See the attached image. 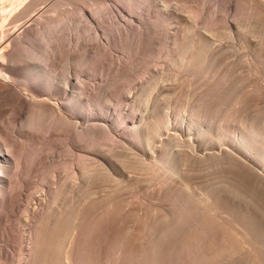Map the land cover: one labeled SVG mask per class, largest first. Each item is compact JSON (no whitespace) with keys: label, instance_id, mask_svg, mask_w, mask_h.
I'll return each instance as SVG.
<instances>
[{"label":"rangeland","instance_id":"1","mask_svg":"<svg viewBox=\"0 0 264 264\" xmlns=\"http://www.w3.org/2000/svg\"><path fill=\"white\" fill-rule=\"evenodd\" d=\"M0 2L6 6V0ZM255 3L43 0L5 26L14 28L31 14L51 21L23 43L13 61L19 66L16 75L21 80L29 77L41 89L53 88V78L32 75H57L54 82L62 96L76 97L75 104L65 110L80 117L76 154L81 190L75 218L82 220L83 206L89 203L95 224L112 225L121 236L132 235L145 259L137 257L131 264L162 255L163 260L167 249L184 264L194 261L186 246L191 205L209 209L212 220L218 221L212 238L217 242L214 264H264V212L256 204L259 197H253L254 201V191L249 190L250 194L231 183L232 161L220 158L216 162L209 156L220 150V156L251 157L264 167V12ZM81 6L90 10L93 21ZM68 76L74 88L67 86ZM87 113L90 120L83 118ZM86 124L94 126L86 131ZM56 160L60 170L69 173V161ZM51 167L45 170L47 184ZM85 177L89 184L83 189ZM208 194H219V210L211 208L209 197L205 199ZM225 216L231 219V240L222 220ZM251 218L261 225L246 236L243 225ZM12 232L18 244L19 232ZM23 256L26 251L16 248L13 263L23 264Z\"/></svg>","mask_w":264,"mask_h":264},{"label":"bare ground","instance_id":"2","mask_svg":"<svg viewBox=\"0 0 264 264\" xmlns=\"http://www.w3.org/2000/svg\"><path fill=\"white\" fill-rule=\"evenodd\" d=\"M41 1L43 0H18L16 3L12 0H6V9H3V7L5 8L6 6H2L0 2V6H2L0 9V264H15L13 263L16 261L14 260L13 254L16 248L26 251V257L23 256V258L25 257L23 264H131L132 259H137V257L140 261L144 255L142 256L140 254L139 248L137 247L139 245H137L135 240L131 237L132 235L130 237H127L128 235L121 236L120 233L112 228V225H102V223L101 225L95 224L88 213L91 210L89 203H85L83 206L82 213L84 216H82V220L80 218V221H76V199L79 188L81 190V184L78 183L79 180L77 179L78 165L76 154L80 128L78 118L80 117L75 111L70 110L69 113L65 111L68 107H72L75 104L76 97L72 95V97L66 99L62 96L61 91L57 87V83L54 82V80L57 81L58 79L57 75H32L35 76L34 78H36V76H43L48 79L53 78V81H51V86L53 88L49 89L38 88L29 77H26L25 80H21L19 79L20 75H16L19 71V66L14 64L13 61L15 57L21 53L22 47H25L23 43L27 44L28 40L35 37L34 33L36 34L38 31L40 32L41 29H45V27H47L46 25L50 24L51 21L48 19L44 21L46 19L43 20L41 18L42 14L39 17L31 14L28 20L18 23L14 28H6L5 26L10 21L19 20L27 11L31 10L32 7H35ZM255 1L264 12V0H254V3ZM115 4V7L119 9L120 6L117 3ZM166 6H168V4ZM82 11L85 16H87L88 20L93 21L89 9L82 7ZM259 13L261 14L262 12ZM32 21H34V23ZM53 23H55V21ZM71 77L72 76H68L66 78V84L68 87L74 88ZM65 92L70 91L64 89V93ZM90 116L91 114L87 113L83 118L90 120ZM109 120L112 121L111 119ZM88 124H86L84 129L86 131L88 130L86 128H92V126H94ZM109 126L119 128L120 124ZM193 149L192 150L195 151V148ZM221 150L223 152L225 151L224 149ZM209 156L213 157L216 162L220 161V158H225V160L228 158L229 162L232 161L234 163V166L230 169L231 176L229 180L232 178L231 183L232 181L235 182L232 183L235 185V188L248 189V192L249 190L254 191L257 194L256 196L255 193H249L252 194V199L253 197L254 199L255 197H259L260 201L257 200L259 204L256 203L257 201L255 203L257 206L260 205L259 207L264 212V186L259 188V184L264 185V172H262L264 171V167L258 166L251 157H246V160H243L233 156L231 153L220 156V150ZM64 157L69 161L68 163H70L68 164L70 165L68 166L70 167V170H68L69 173L66 174L60 170L59 165L54 163L59 161L56 159H63ZM249 162H251L252 165H250ZM51 165H53V167H51ZM49 167H51L49 174L50 183L48 182L49 184H47V173H45V170ZM99 172L101 171L99 170ZM101 178L103 179V177ZM87 179L88 178L82 182L83 189L89 184V179ZM229 180L226 182L228 183ZM34 183L38 184H36L37 186L35 185V190L29 191V189H32V184ZM245 190H243L244 193ZM238 191L239 190H237V192ZM241 192L240 190V193ZM249 193L247 195H249ZM234 194L237 195L236 193ZM47 195L50 196L49 201ZM207 197L209 198L207 199ZM203 198L205 197H202V199ZM219 198V194H212L211 196L208 194L205 199L209 200V205L213 210H219ZM108 200L110 201V199ZM118 209L120 208L118 207ZM118 211L117 214L119 213ZM208 211L205 207L191 205L190 213L188 212L189 215L191 214L190 225L188 224L191 235L188 237V240H186V246H189L190 250L188 249V252L191 251L195 260L196 257L199 258V260L191 261V263L186 261L188 264H214V260H216L214 258L216 255L215 244L217 242L214 244L212 238L216 233H213V229L216 228L215 225L218 221H215V223L214 219L212 220L211 218L210 211ZM215 213H217V211ZM254 216L255 215H253V217ZM258 216L259 213L256 211L255 218H259ZM222 220L226 231L229 233L227 237L229 236L231 240L232 233L231 230H229L231 229V219L226 217ZM108 222L107 224H109ZM112 222L113 224L115 223L114 220ZM246 222V225H243L246 236L252 235L254 231H258V225H261L260 222L252 218ZM121 224V226H124L123 223ZM135 226H133V228H135ZM117 227L116 225V228ZM13 229L19 232L18 244L16 243L18 240L15 241L17 236L13 234ZM136 230L134 233L137 232ZM119 231L121 232V230ZM15 243L17 245H15ZM166 245L168 246V244ZM114 248L117 250L116 253L113 250ZM165 252L166 254L163 260H161L163 257L162 255L161 257H155L150 262L141 263L184 264L183 262L185 261L180 256L168 249L165 250Z\"/></svg>","mask_w":264,"mask_h":264}]
</instances>
